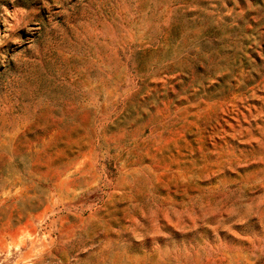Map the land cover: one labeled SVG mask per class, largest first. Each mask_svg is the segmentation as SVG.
Instances as JSON below:
<instances>
[{
    "label": "rangeland",
    "instance_id": "obj_1",
    "mask_svg": "<svg viewBox=\"0 0 264 264\" xmlns=\"http://www.w3.org/2000/svg\"><path fill=\"white\" fill-rule=\"evenodd\" d=\"M0 264H264V0H0Z\"/></svg>",
    "mask_w": 264,
    "mask_h": 264
}]
</instances>
